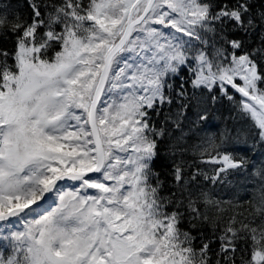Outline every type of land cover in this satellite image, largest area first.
<instances>
[{
    "label": "snow or ice",
    "instance_id": "1",
    "mask_svg": "<svg viewBox=\"0 0 264 264\" xmlns=\"http://www.w3.org/2000/svg\"><path fill=\"white\" fill-rule=\"evenodd\" d=\"M0 264H264V0H0Z\"/></svg>",
    "mask_w": 264,
    "mask_h": 264
},
{
    "label": "trees",
    "instance_id": "2",
    "mask_svg": "<svg viewBox=\"0 0 264 264\" xmlns=\"http://www.w3.org/2000/svg\"><path fill=\"white\" fill-rule=\"evenodd\" d=\"M225 111H226V109H225ZM230 123H236L238 127H241V126H245V123H246V122H245L244 120H239V121H231ZM208 167H211V166H208ZM220 195H221V197H223L224 199H234V197H231V196H230L228 193H226V192H221ZM243 195H244V193L241 192V193H240V196L243 197ZM245 207H247L246 204H244V205H240V206H238V209H239V210H242V208H245Z\"/></svg>",
    "mask_w": 264,
    "mask_h": 264
}]
</instances>
